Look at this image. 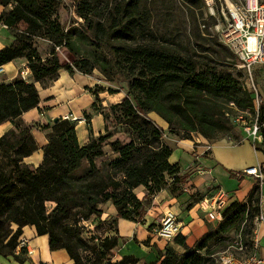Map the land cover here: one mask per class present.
Masks as SVG:
<instances>
[{"label":"trees","instance_id":"trees-1","mask_svg":"<svg viewBox=\"0 0 264 264\" xmlns=\"http://www.w3.org/2000/svg\"><path fill=\"white\" fill-rule=\"evenodd\" d=\"M9 4V10L0 12V23L11 29L22 22L26 30L0 49V66L24 58L31 79L16 77L7 84L0 82V122L37 106L34 82L60 68L71 72L68 63L61 65L57 59L50 62L37 55L30 38L35 33L48 37L56 46H64L70 54V63L79 72L90 74L98 69L111 82L117 75L124 83L118 88L124 90L125 97L117 104L98 108L105 132L83 146L78 144L71 122L55 121L48 142L42 147V162L34 169L22 162L37 149L29 132L13 127L0 137V255L23 263L26 250L21 248L20 255L14 251L22 227L31 225L37 235H47L51 250L63 249L72 264H155L133 256L113 261V249L123 241L116 228L118 219L141 222L151 198L166 187L168 179L176 186L184 183L186 176L180 175L179 165L168 161L172 150L164 135L190 138L194 133L208 141L217 140L218 135L228 133L235 125L229 115L233 107L256 118L262 136L256 149L264 155L260 100L256 108L253 93L244 89L230 72L201 65L190 56L158 45L153 38L130 42L136 29L131 22L137 20V12L128 4L114 8L113 18L103 26L89 20L92 6L83 0L76 14L87 23L85 30L76 33L69 29L65 34L64 26L55 17L56 0H0L2 7ZM83 44L95 49L92 60H78L77 50ZM108 92L114 90L108 88ZM92 107L97 110L95 104ZM150 113L166 123V131L149 117ZM110 126L119 128L110 130ZM117 132L124 139H112ZM105 144L115 154L107 173L94 164ZM229 174L243 178L241 172ZM258 185L257 181L245 201L226 206L218 225L192 247L177 234L173 242L184 249L183 253L167 248L159 264H216L215 253L226 248L228 244L220 250L228 234L238 232L243 222L251 225L257 215ZM138 186L144 190L142 199L134 193ZM107 201L112 203L116 214L102 222L113 225L108 230L114 235L103 236L97 244L79 236L72 238L71 229L64 223L74 216L79 218L75 223L91 216L100 218L99 205ZM47 203H53L49 210ZM248 232L250 235L251 229ZM241 236L249 251L251 246L243 230Z\"/></svg>","mask_w":264,"mask_h":264},{"label":"crops","instance_id":"crops-1","mask_svg":"<svg viewBox=\"0 0 264 264\" xmlns=\"http://www.w3.org/2000/svg\"><path fill=\"white\" fill-rule=\"evenodd\" d=\"M6 34L8 35L7 30L1 25L0 49L10 42ZM12 62H16V66L9 68ZM21 62L23 61L18 59L4 64L0 75L10 74L7 79H13ZM254 76L264 117V66L256 68ZM110 85L109 81L96 73L85 74L76 70L69 72L59 69L57 76L47 85L34 82L38 94L37 106L10 120L0 122V137L13 127L29 132L37 149L24 157L22 162L34 169L42 162V147L48 142V135L53 131L55 120H66L64 116L72 114L84 118L79 121L66 120L74 125L77 142L83 146L91 138H96L105 132L104 119L98 108L117 104L125 97L124 90L120 88L109 93ZM94 104L97 110L93 109ZM149 117L166 131L167 125L161 118L154 113H150ZM262 129L264 131V120ZM164 140L172 150L168 161L179 165L180 175L186 176L184 183L176 186L171 183V179H168L166 187L151 198L141 222L118 219L116 228L120 240L122 238L123 241H119L117 247L113 249V261H118L123 256H133L141 261L159 264L167 248L182 254L184 249L175 244L173 238L164 240L156 235L163 214L171 211L176 215L180 225L178 234L184 237L188 247H192L219 223L206 220L199 206L202 199L199 197L195 199L197 193H210L214 189L223 191L228 196L227 206L234 201H245L257 181L245 175L240 179L238 176H231L229 172H242L243 169L253 166L262 167L264 172V155L256 149L261 145V140L252 145L245 138L238 144H232L226 138L208 141L199 134H191L190 138L165 134ZM263 186L260 185L258 213L264 215ZM134 193L138 199L144 196L141 186L135 188ZM99 208L102 211L101 220L116 214L110 201L100 204ZM112 235L114 232L107 230L104 236ZM251 237H256L257 240L255 250L257 257L264 258V223L253 227ZM20 240L24 241L25 261L19 263L11 256L0 255V264L73 263L63 249L51 250L47 235H37L31 225L22 227L18 241ZM19 253L20 248L14 251L15 255H20Z\"/></svg>","mask_w":264,"mask_h":264},{"label":"rangeland","instance_id":"rangeland-1","mask_svg":"<svg viewBox=\"0 0 264 264\" xmlns=\"http://www.w3.org/2000/svg\"><path fill=\"white\" fill-rule=\"evenodd\" d=\"M92 6V11L88 15L89 20L94 23H100L107 26L113 18L112 10L114 8H122L129 5L137 12V20L131 24L135 26V32L132 33L130 42L139 43L145 42L150 38L155 39L158 45L172 49L176 53L183 56H190L195 60L206 64L208 67L217 68L219 71L230 72L233 78L240 82L242 87L248 91L251 90V83L255 81L254 70L264 64H255L251 68V73L242 66L239 57L234 53V38L232 34L233 18L230 13V6L235 9L240 6L243 0H84ZM83 0H56V20L64 26L63 33L72 29L73 32L82 33L85 30L86 22L76 14V10L82 6ZM264 4V0H259ZM11 8V4L6 7L0 6L1 11H7ZM236 10V9H235ZM0 11V12H1ZM237 12V10H236ZM53 17V18H55ZM2 24L0 23V26ZM4 26V25H3ZM10 43L14 42V36L22 34L26 30V24L18 23L15 28L7 29ZM89 34L88 40H91ZM32 48L42 60L57 61L61 64H67L72 71H79L74 64L70 63V54L64 46H56L51 39L43 37V35L34 34L30 36ZM95 49L90 45H80L77 50L78 60H92V52ZM21 61H26L24 58H18ZM18 59H15L16 61ZM14 60V61H15ZM16 66V62H12L9 68ZM65 69V68H60ZM66 70V69H65ZM58 71L50 76H46L39 82L47 85L52 81ZM68 71V70H67ZM89 73H96L106 78L98 69H93ZM10 75V74H9ZM6 74L0 75L2 83H10L17 75L8 80ZM110 82L111 89H117L124 86L121 78L114 76V81ZM229 107V106H228ZM231 118H238L241 115L247 124H250L254 119L249 112H241L235 108L229 109ZM109 122H111L109 120ZM232 129L226 134L218 135L217 139L226 138L230 143L237 144L246 138L245 131L241 123L236 122ZM112 125V124H110ZM118 129L119 127L110 126V130ZM194 134V133H192ZM182 135L181 133L179 136ZM237 136L238 139L234 137ZM124 139L122 133H115L113 138ZM110 139V140H112ZM247 139V138H246ZM239 141V142H238ZM102 154L94 159L95 168H100L103 173H107L111 169L108 168V163L115 158V154L111 151L108 144L101 148ZM256 183L253 184L255 186ZM264 187V186H263ZM258 193L261 194L260 184L257 186ZM218 191L212 190L210 193H197L195 199H203L204 197L214 196ZM247 198V197H246ZM246 200V199H245ZM243 202V201H241ZM53 203H47L48 210L51 209ZM79 219L78 216L68 219L64 226L71 229L72 238L79 236L91 244H97V241L102 239L106 231L113 227L108 222H102L100 218L91 216L85 221L75 223ZM221 221V220H220ZM218 221V222H220ZM218 225V224H217ZM216 225V226H217ZM252 224L243 222L240 230L231 231L220 248L230 244L236 234H243L246 239H249L253 229ZM251 234L249 235V230ZM159 238V237H158ZM246 244V243H245ZM228 246V245H227ZM226 246V247H227ZM218 252L215 253V256ZM245 253V252H244ZM240 255H243L242 253Z\"/></svg>","mask_w":264,"mask_h":264},{"label":"built area","instance_id":"built-area-1","mask_svg":"<svg viewBox=\"0 0 264 264\" xmlns=\"http://www.w3.org/2000/svg\"><path fill=\"white\" fill-rule=\"evenodd\" d=\"M238 17L233 18L232 34L234 35L233 51L239 57L242 66L251 73V68L255 64H264V4L259 0H243L240 6H236ZM230 11V10H229ZM231 15V14H230ZM3 66V65H2ZM0 66V73L3 72ZM17 76L22 80H29L31 71L27 61H23L17 68ZM254 96V105L258 106V91L254 82L251 83V90ZM64 119L69 121L83 120L72 114H67ZM234 123L239 122L245 131L246 138L255 145V142L262 140V136L256 118L247 124L244 118H232ZM242 175L250 176L264 185V173L260 166L245 168ZM228 196L223 191H218L210 198H203L199 202L200 209L204 212V217L210 222H218L222 219V212L227 206ZM264 223V215L258 213L253 218L254 227ZM180 230L176 215L171 211H166L160 219V224L156 229V235L164 240L174 238ZM251 249L248 251L247 245L243 241L241 233L236 234L228 246L217 253L216 264H264V258L257 257L255 250L257 247L256 237L250 238ZM24 247V241L17 242L15 250ZM245 252V253H244ZM243 255H240V254Z\"/></svg>","mask_w":264,"mask_h":264},{"label":"bare ground","instance_id":"bare-ground-1","mask_svg":"<svg viewBox=\"0 0 264 264\" xmlns=\"http://www.w3.org/2000/svg\"><path fill=\"white\" fill-rule=\"evenodd\" d=\"M230 13H231V16L234 18V17H238V12H236V10L233 8V6H230Z\"/></svg>","mask_w":264,"mask_h":264},{"label":"water","instance_id":"water-1","mask_svg":"<svg viewBox=\"0 0 264 264\" xmlns=\"http://www.w3.org/2000/svg\"><path fill=\"white\" fill-rule=\"evenodd\" d=\"M56 121V120H55Z\"/></svg>","mask_w":264,"mask_h":264}]
</instances>
